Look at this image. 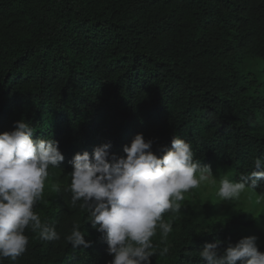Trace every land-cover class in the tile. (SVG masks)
<instances>
[{
    "label": "trees",
    "instance_id": "trees-1",
    "mask_svg": "<svg viewBox=\"0 0 264 264\" xmlns=\"http://www.w3.org/2000/svg\"><path fill=\"white\" fill-rule=\"evenodd\" d=\"M21 120L34 129L33 139L58 141L65 156L60 168L49 169L34 207L61 239L41 240L27 228L26 252L0 264H110L103 234L63 192L71 161L104 144L125 156L137 134L160 156L178 135L217 177L238 181L259 171L264 0H0V134ZM56 182L60 193L51 190ZM253 190L264 197V181ZM246 218L208 224L194 211L169 234V253L153 256L152 264H207L199 257L207 244L219 242L222 252L262 223ZM74 223L91 247L73 249L66 241ZM257 247L264 252V240Z\"/></svg>",
    "mask_w": 264,
    "mask_h": 264
},
{
    "label": "clouds",
    "instance_id": "clouds-1",
    "mask_svg": "<svg viewBox=\"0 0 264 264\" xmlns=\"http://www.w3.org/2000/svg\"><path fill=\"white\" fill-rule=\"evenodd\" d=\"M34 129L29 122L17 121L15 130L0 134V261L15 260L26 252L30 228L41 240L58 241L55 226L41 221L34 207L43 199L45 181L50 168H60L65 156L54 139H33ZM152 140L137 134L125 156L110 154V144L95 148L94 153H77L71 164L70 184L63 192L71 193V205L87 212L86 223L103 234L110 264H152L153 256L169 253L167 240L173 230L164 214L175 215L182 210L185 194L203 184H215L210 165L194 159L191 144L178 135L171 147L161 149L158 156L152 151ZM252 171L238 181L224 177L219 180L216 195L221 201L235 202L246 189H256L264 181V159L254 161ZM51 190L60 193L59 182ZM264 203V197L258 198ZM160 233V243L153 237ZM73 249H87L79 223H74L65 237ZM257 237L242 238L229 243L222 252L218 243L207 244L199 257L207 264H264V252L258 250Z\"/></svg>",
    "mask_w": 264,
    "mask_h": 264
},
{
    "label": "rangeland",
    "instance_id": "rangeland-1",
    "mask_svg": "<svg viewBox=\"0 0 264 264\" xmlns=\"http://www.w3.org/2000/svg\"><path fill=\"white\" fill-rule=\"evenodd\" d=\"M250 68V66H248ZM216 179L215 184H203L197 189H193L185 194V200L182 202V210L180 213L170 216L168 219L173 230H181L183 219L191 218L195 211L201 217H207V222L210 223L213 219L226 220L227 218H235L242 213L247 214V220H259L260 226L256 228H247L243 231V237H257L256 244H263L264 240V203L258 204L256 201L261 198L253 189H246L241 193L240 199L235 202L221 201L216 195L219 188V180L213 172ZM206 208H212L214 214L210 215ZM172 233V232H171ZM169 239V238H168ZM153 242L159 244L160 233L157 230V235L153 237Z\"/></svg>",
    "mask_w": 264,
    "mask_h": 264
}]
</instances>
